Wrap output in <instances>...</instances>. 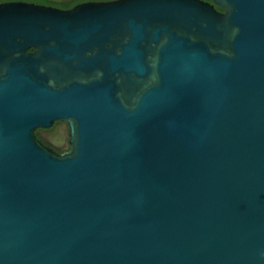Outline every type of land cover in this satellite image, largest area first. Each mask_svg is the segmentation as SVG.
<instances>
[{"label": "water", "instance_id": "1", "mask_svg": "<svg viewBox=\"0 0 264 264\" xmlns=\"http://www.w3.org/2000/svg\"><path fill=\"white\" fill-rule=\"evenodd\" d=\"M210 1L0 4V264H264V0Z\"/></svg>", "mask_w": 264, "mask_h": 264}, {"label": "flooded vegetation", "instance_id": "2", "mask_svg": "<svg viewBox=\"0 0 264 264\" xmlns=\"http://www.w3.org/2000/svg\"><path fill=\"white\" fill-rule=\"evenodd\" d=\"M116 0H0V4L5 3H27V4H33L37 6H44L48 8H53L61 11H70L74 9L77 6L83 5V4H89V3H106V2H112ZM206 3H211L210 0H200ZM215 10L218 13H224V10L218 6H214ZM35 52V49H29L27 53L32 54ZM1 74H2V68H1ZM58 126H65L68 127L66 123H57L55 122L53 126L50 129L47 130H36L35 135L36 138L47 148L53 150L54 152L58 154H63L64 152L68 151L69 149L66 148L64 150H59L57 147L59 145H62L63 139H65V135H56V128ZM69 137H67L66 144L68 145ZM64 144V143H63ZM66 145V146H67Z\"/></svg>", "mask_w": 264, "mask_h": 264}]
</instances>
